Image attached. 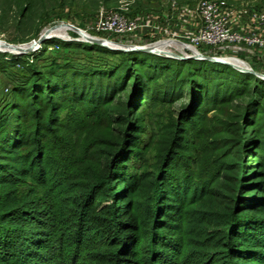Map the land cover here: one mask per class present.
Instances as JSON below:
<instances>
[{
  "label": "trees",
  "instance_id": "trees-1",
  "mask_svg": "<svg viewBox=\"0 0 264 264\" xmlns=\"http://www.w3.org/2000/svg\"><path fill=\"white\" fill-rule=\"evenodd\" d=\"M108 1L0 0V26L17 6L35 37ZM57 44L58 58H0V264H264V80Z\"/></svg>",
  "mask_w": 264,
  "mask_h": 264
},
{
  "label": "built area",
  "instance_id": "built-area-1",
  "mask_svg": "<svg viewBox=\"0 0 264 264\" xmlns=\"http://www.w3.org/2000/svg\"><path fill=\"white\" fill-rule=\"evenodd\" d=\"M133 1L124 0L121 7L128 10ZM169 3L171 15L163 9L155 15L133 17L115 11L97 20L92 28L107 33L105 39L125 46L175 47L176 43L183 47L177 50L187 56V44L201 55L232 58L249 67L253 61L251 68L264 73V7H232L225 0Z\"/></svg>",
  "mask_w": 264,
  "mask_h": 264
},
{
  "label": "rangeland",
  "instance_id": "rangeland-1",
  "mask_svg": "<svg viewBox=\"0 0 264 264\" xmlns=\"http://www.w3.org/2000/svg\"><path fill=\"white\" fill-rule=\"evenodd\" d=\"M123 1L124 0H109L108 3L100 2L99 6H97V8H95L94 10H91L90 11L91 13H89L86 16L76 15L77 14L76 12L80 13V8L76 7V8H72L71 10H67L65 8L64 10L65 15L63 17H55L54 15H51L48 21L41 23L35 32V37H30L31 28L28 27L29 24L23 26V29L21 30H18L16 27H14V24L16 22L15 20L18 18V8L17 6H12V9L9 12L8 17H7L8 21L6 22V25L4 27L0 26V49L1 50H10V49L16 50L19 48L24 49L25 46L32 43L29 41L36 39L38 37L39 33L45 35L46 32L48 35L50 33L51 34H61L62 32H65L67 37L73 38L69 40L80 41L78 40L80 36L78 35V33H76L79 31H77L74 27L76 28L79 27L78 29L80 31H83L85 34L88 33L92 36L108 38L107 33H105L104 31L95 30L94 28H92V25H94L95 22L99 20L100 18L107 17L108 15L112 14L115 11L116 12L120 11L121 13L125 15L127 14L126 16L128 17L136 16L137 14L136 15L128 14L130 10H125V8L121 7ZM141 1L143 2V6H145L144 7L145 9L141 11L140 13H138L139 15H155L158 12V10H161V9L166 10V12L169 13V15H171L172 13L170 9V5H169L170 0H141ZM184 1H187V0H184ZM225 1L227 2L228 5L232 7H253V6L261 7V6H264V0H225ZM177 2H183V0H180V1L177 0ZM133 3L135 2L133 1L132 4ZM0 5H1V2H0ZM55 12H59L57 11V8L55 9ZM0 14H1V9H0ZM79 33L80 35H82L81 32ZM22 39L23 40L26 39V40L21 41ZM59 40H65V39H62L60 37L56 38V37L51 36L49 38H46L43 42H41L35 49L30 50L23 54H14L8 51H0V58L5 59L6 61H11V60H17V59H21L25 57L31 60L33 56L40 57L44 55L56 57L57 55L58 56L61 55V52H59L61 50L57 46L58 45L57 42H59ZM69 40H66V41H69ZM81 42H88V41H81ZM7 43L14 44V45H9ZM21 43H24V44H21ZM88 43H93V42H88ZM133 44L141 45L137 42L135 43L133 42ZM174 44L176 45V43ZM177 46L180 49L183 48L182 46L180 47L179 44H177ZM147 52H153V53L163 55L166 57H170V58L185 59L183 58L184 54H182V52L178 51L177 48L169 46V45L160 46V47H157L155 51H147ZM6 53H9L10 55H6ZM22 55H25V57H20ZM43 60L36 59V61L39 63L42 62ZM237 64H240V63L237 62ZM249 64H250V67H254L253 61H250ZM16 68L22 70L21 66L20 67L17 66ZM1 75H6V74L0 72V76ZM178 104L179 102L173 103V107L175 109H178ZM148 110H144L143 116L146 120L145 122L147 123L149 122L150 125H145V126L146 128L149 129V131L150 130L153 131L154 127L151 124V121H155V120L152 119L153 116L151 117V114L152 112L154 113V111H151L150 113L148 112ZM156 112H160V111L156 110ZM208 115L212 116L213 112L212 111L209 112ZM164 121L165 119H163V122ZM150 133L151 132L148 133V130H147V134L143 135V140L147 141L149 139ZM66 255H64L63 257V259H65L64 264L65 263L69 264V261H70L68 259L69 254H66Z\"/></svg>",
  "mask_w": 264,
  "mask_h": 264
},
{
  "label": "water",
  "instance_id": "water-1",
  "mask_svg": "<svg viewBox=\"0 0 264 264\" xmlns=\"http://www.w3.org/2000/svg\"><path fill=\"white\" fill-rule=\"evenodd\" d=\"M79 27H77L78 29ZM75 32V31H74ZM78 33V35L80 36L78 38V40L80 41H88V42H93V43H98L100 45H103L105 47H108L110 49H114V50H122V51H144V52H147V51H155L156 50V47L152 46V45H146V46H138V47H132V46H110L108 44H106L105 42L106 41H110L108 39H105L103 37H98V36H92L90 34H83V35H80L79 32H76ZM51 36H42L40 33L38 35V37L36 39H33L29 42H32L33 45H31L29 48L27 49H16L14 51H11V50H1L0 51H8L10 53H14V54H23V53H26L30 50H33L35 49L41 42H43L46 38H49ZM53 37H56V36H53ZM61 38V37H60ZM62 39H65V40H69V39H73L71 37H67V38H62ZM110 42H113V41H110ZM115 43V42H113ZM9 45H14V44H10V43H7ZM21 44H24V43H21ZM117 44V43H115ZM188 50H189V54L187 56H184L183 58L187 59V58H194V59H203V60H209V61H212V62H219V63H223V64H226V65H229L231 66L232 68L238 70V71H242V72H246V73H250V74H253L254 76L260 78V79H263L264 80V73H261V72H258L254 69H252L251 67H249V65H247L245 63V65L243 66H237L235 65L234 63H231V62H227L223 59H220L218 57H212V56H205V55H201L199 52H197L196 50H194L191 46L187 45V44H184Z\"/></svg>",
  "mask_w": 264,
  "mask_h": 264
},
{
  "label": "bare ground",
  "instance_id": "bare-ground-1",
  "mask_svg": "<svg viewBox=\"0 0 264 264\" xmlns=\"http://www.w3.org/2000/svg\"><path fill=\"white\" fill-rule=\"evenodd\" d=\"M77 31H79V32H81L82 33V35L83 34H85L83 31H80L79 29H77L76 27H74ZM42 36H56V38L57 37H61V38H66L67 36H66V33L65 32H62L61 34H47V32H46V34L45 35H43V34H41ZM106 44H108V45H110V46H122V44H119V43H117V44H115V43H113V42H110V41H106L105 42ZM169 43H173V42H169ZM31 45H33L32 43H30V44H28L27 46H25V48L24 49H27V48H29ZM173 45L175 46V48H177L178 50H181L178 46H177V44L175 45L174 43H173ZM125 46V45H124ZM158 47V46H157ZM181 47V46H180ZM11 50V49H10ZM11 51H14V49H12ZM223 60H225V61H227V62H231V63H234L235 65H237V66H243V65H245V63L244 62H242V61H240V60H236V59H232V58H225V59H223ZM237 62L238 63H240V64H237Z\"/></svg>",
  "mask_w": 264,
  "mask_h": 264
}]
</instances>
